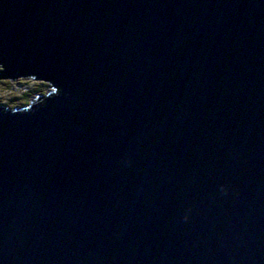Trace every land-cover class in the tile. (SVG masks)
<instances>
[{
    "label": "water",
    "instance_id": "obj_1",
    "mask_svg": "<svg viewBox=\"0 0 264 264\" xmlns=\"http://www.w3.org/2000/svg\"><path fill=\"white\" fill-rule=\"evenodd\" d=\"M0 79V264H264V0H0Z\"/></svg>",
    "mask_w": 264,
    "mask_h": 264
},
{
    "label": "trees",
    "instance_id": "obj_2",
    "mask_svg": "<svg viewBox=\"0 0 264 264\" xmlns=\"http://www.w3.org/2000/svg\"><path fill=\"white\" fill-rule=\"evenodd\" d=\"M36 82L38 81L34 79L19 80L16 82L0 79V85L5 87L4 89H0V107H10L11 109H15L27 106L34 99V96L38 97V94H43L47 90H43L47 86L45 83L39 86L33 84ZM17 89H25V93L22 96L15 95L13 98L7 97L9 94H12L10 93L11 91L14 92Z\"/></svg>",
    "mask_w": 264,
    "mask_h": 264
},
{
    "label": "rangeland",
    "instance_id": "obj_3",
    "mask_svg": "<svg viewBox=\"0 0 264 264\" xmlns=\"http://www.w3.org/2000/svg\"><path fill=\"white\" fill-rule=\"evenodd\" d=\"M33 84H36V85L41 86L43 83H33ZM45 85H47L49 87V84H46L45 83ZM47 86L45 87V89H43V90H46L47 89L46 92H44L43 94H46L50 90ZM0 87H1L0 89H4L5 88L4 86H1V85H0ZM10 93H12V94L6 93V94H9L7 97H10V98L12 97L13 98L15 95L22 96L25 93V89H17L16 91H14V92L11 91ZM33 98L36 99L35 96Z\"/></svg>",
    "mask_w": 264,
    "mask_h": 264
}]
</instances>
